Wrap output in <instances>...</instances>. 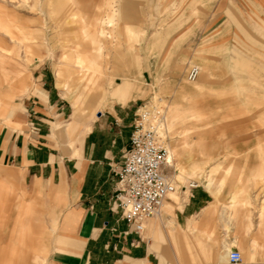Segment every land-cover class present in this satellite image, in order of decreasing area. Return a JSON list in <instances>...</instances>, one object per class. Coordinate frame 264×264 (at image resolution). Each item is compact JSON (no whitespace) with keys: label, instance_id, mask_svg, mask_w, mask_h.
I'll list each match as a JSON object with an SVG mask.
<instances>
[{"label":"rangeland","instance_id":"rangeland-1","mask_svg":"<svg viewBox=\"0 0 264 264\" xmlns=\"http://www.w3.org/2000/svg\"><path fill=\"white\" fill-rule=\"evenodd\" d=\"M86 1L89 7L74 10L68 14V22L62 23L53 0H0V20L16 34L10 37L4 27L0 28V89L23 81V88L13 91V102L19 103L13 119L21 122L6 125L0 119V130L24 127L27 103L40 86L35 76L41 66L52 72L67 107L63 123L71 122L79 90L64 82L65 72L57 75L67 64L62 52L89 43L78 35L80 14L91 23L95 13L102 17L107 10L106 0ZM125 3H132L137 13L130 19L115 15L114 22L105 25V68L98 78L99 86L86 96L82 93L75 112L76 128L73 132L64 130L65 134L72 138L97 110L119 101L110 96V90L124 80L133 86L129 99L157 105L164 116L170 105L192 103L198 116L178 121L160 134L167 149L169 142L178 143L179 154L164 168L176 185L173 199L182 188L186 193L189 183L204 187L212 198L209 211L226 215L224 227L230 244L240 251L243 262H263L264 232L257 230V223L264 220V0L113 2L117 10ZM17 25L27 32V38L20 37ZM126 26L138 33L137 40L129 36ZM163 29L168 32L163 36L165 41L152 47L150 37ZM192 65L198 66L199 74L188 80L186 74ZM186 131L191 140L188 146L182 142ZM206 155L210 157L204 161ZM192 163L199 164L193 174L189 171ZM240 186L245 187L246 201L229 208L230 196ZM167 201L168 195L160 213L147 221L172 215ZM173 226L167 217V237L161 240L174 249L177 242L190 246V230L177 236Z\"/></svg>","mask_w":264,"mask_h":264},{"label":"crops","instance_id":"crops-1","mask_svg":"<svg viewBox=\"0 0 264 264\" xmlns=\"http://www.w3.org/2000/svg\"><path fill=\"white\" fill-rule=\"evenodd\" d=\"M53 2L62 23L68 22V14L74 10L89 7L86 0ZM113 2L106 0L104 16L95 13L91 23L85 14H80L78 35L89 43H79L62 52L67 64L57 70V75L65 72L64 82L79 90L73 100L75 111L70 115L71 122L63 123L67 107L56 89L52 72L41 66L35 76L40 86L27 103L24 127L0 130V264H264V261H228V252L238 249L230 244L224 227L227 217L209 211L212 198L199 185L189 187L186 193L182 188L178 198L173 199L175 185L166 204L172 215L146 220L141 234L121 216L114 201L115 174L122 163L139 105L136 99H129L133 96L129 81L118 82L110 90V96L122 102H112L97 110L94 118L72 138L65 134L64 130L73 132L76 128L75 112L82 93L86 96L99 86L98 78L105 68L102 62L106 47L103 37L108 33L105 25H111L115 15L130 19L137 13L132 3L117 10ZM2 23L0 20V28H5ZM17 27L20 37L27 38V32ZM126 28L129 36L137 40L138 33ZM6 32L10 37L16 35L8 29ZM167 35L166 29L156 31L150 37V45L164 42ZM1 49L0 45V57ZM21 88L23 81L19 79L7 89H0V119L6 125L21 122L13 119L15 106L19 105L13 102V91ZM196 116L192 103L184 107L170 105L161 134L176 122ZM182 142L191 145L187 131ZM168 146L170 164L179 149L177 142H169ZM203 148L200 145L204 154ZM209 157L206 155L204 161ZM198 168L199 164L192 163L189 171L193 174ZM209 179L211 182L212 176ZM244 193L245 187H238L227 206L241 205L246 201ZM167 217L177 236L180 231L190 230L187 234L190 246L177 242L174 249L161 240L167 237ZM257 230L264 232L263 219L258 221Z\"/></svg>","mask_w":264,"mask_h":264},{"label":"built area","instance_id":"built-area-1","mask_svg":"<svg viewBox=\"0 0 264 264\" xmlns=\"http://www.w3.org/2000/svg\"><path fill=\"white\" fill-rule=\"evenodd\" d=\"M198 74V66L192 65L186 77L194 80ZM163 118V111L157 105L140 103L137 106L128 145L115 174L116 207L138 234L144 231L148 218L160 213L168 192L175 189L164 169L168 163V149L159 129ZM195 185L189 183V187ZM228 261L240 263L241 253L236 249L230 250Z\"/></svg>","mask_w":264,"mask_h":264},{"label":"bare ground","instance_id":"bare-ground-1","mask_svg":"<svg viewBox=\"0 0 264 264\" xmlns=\"http://www.w3.org/2000/svg\"><path fill=\"white\" fill-rule=\"evenodd\" d=\"M163 123H164V121H162V122L159 124L160 133H162ZM168 156H169V152H168V155H167V161H169ZM172 191H174V190H172ZM172 191L168 192V194L171 193ZM168 194H167V195H168Z\"/></svg>","mask_w":264,"mask_h":264}]
</instances>
